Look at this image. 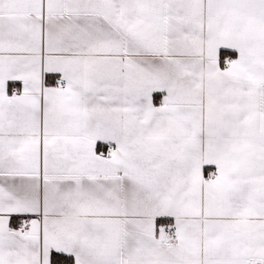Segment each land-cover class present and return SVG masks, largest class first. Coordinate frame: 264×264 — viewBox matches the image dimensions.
Instances as JSON below:
<instances>
[{
	"label": "snow or ice",
	"instance_id": "6c2138e0",
	"mask_svg": "<svg viewBox=\"0 0 264 264\" xmlns=\"http://www.w3.org/2000/svg\"><path fill=\"white\" fill-rule=\"evenodd\" d=\"M0 264H264V0H0Z\"/></svg>",
	"mask_w": 264,
	"mask_h": 264
}]
</instances>
